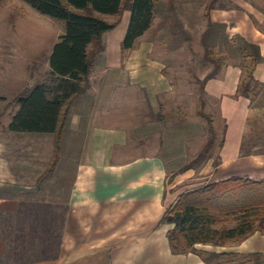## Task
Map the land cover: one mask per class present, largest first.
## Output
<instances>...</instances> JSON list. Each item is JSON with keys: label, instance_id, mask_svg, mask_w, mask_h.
I'll list each match as a JSON object with an SVG mask.
<instances>
[{"label": "crops", "instance_id": "crops-1", "mask_svg": "<svg viewBox=\"0 0 264 264\" xmlns=\"http://www.w3.org/2000/svg\"><path fill=\"white\" fill-rule=\"evenodd\" d=\"M253 13L252 36L241 31L259 49V59L251 62L252 105L249 98L236 96L240 79L232 89L215 78L204 85V92L219 101L227 120L220 163L214 168L210 155L199 174L195 169L176 173L169 183L167 173L177 172L185 161L177 162L181 156L166 135L167 118L161 106L156 110L148 98L150 89L157 99L165 82L161 73L156 75L158 65L148 60L150 50L145 46L124 52L120 42L119 54L125 57L116 64L97 63V59L108 60L116 48L104 46L96 55L92 70L101 72L102 78L97 84L95 72L90 76L88 95L100 106L88 120L69 111L60 159L53 170V134L33 138L49 137L46 160H26L19 157L20 140L33 136L6 129L17 107L6 124L0 122V133L8 136L0 139V264H207L203 257L209 253L221 254L214 257L217 264L235 263L238 258L241 264H262L264 232L238 243L198 244L194 252L174 254L167 238L172 225L162 223L166 210L187 191L186 185L180 191L181 185L204 178L208 183L221 181L232 177L228 174L234 169L237 177L264 180V9L256 7ZM109 70L113 73L106 78ZM139 92L145 93L152 114H141L133 123V113L131 118L118 115L119 111L110 113L116 96L125 94L126 103L139 102ZM155 130L158 142H153ZM40 142L35 146L41 147Z\"/></svg>", "mask_w": 264, "mask_h": 264}, {"label": "rangeland", "instance_id": "rangeland-1", "mask_svg": "<svg viewBox=\"0 0 264 264\" xmlns=\"http://www.w3.org/2000/svg\"><path fill=\"white\" fill-rule=\"evenodd\" d=\"M125 5V10L119 17L118 26L104 35L105 40L102 37L103 45L108 49L116 48V51H113V55H108V60L97 59V63L106 61L109 65L116 64L119 58L125 57L123 52L119 54V43L124 37L130 16L127 3ZM256 7L264 9V0H157L153 25L135 44L137 47L145 46L150 50L148 60L156 61L158 65L155 70L156 75L161 73L163 76L164 90L160 88L158 97L155 99L153 91L148 89V98L153 102L156 110L158 104L161 106L160 112L167 118L164 121L167 122L166 135L169 136L170 143H173L177 153L181 156L180 161H176L182 164L185 161L180 168L197 156L208 136L206 120L196 114L201 103L200 99L205 102L204 111L213 116V126L216 132L214 147L210 153L213 158L212 167L220 163L219 142L223 137V129L227 128V120L223 118L224 114L220 109L219 101L212 99V96L208 97L204 91L202 92L201 83L198 81L214 69L215 63L212 64L213 62L210 61L212 57L208 56L210 50L225 58L224 65L214 77L216 80L225 81L229 89L236 87L238 79L240 83L244 80L246 73L251 69L250 53L252 51L243 42L241 31L246 37L252 36L253 10ZM100 16L110 23L118 19L116 16ZM211 20L214 21L213 26L208 31L209 24H212ZM63 30V23L39 14L24 0H2L0 2V94L4 96V100L0 101V112L4 111L3 120L0 119L1 123L6 124L10 120V116L17 107L15 99L24 88L37 83L53 84L55 82L50 74L48 56L53 44L63 34ZM96 71L91 69L90 76L95 72L97 77L92 78L93 80L95 78L98 84L102 73L99 71L96 73ZM109 73L112 74L113 71H107L106 78ZM89 90L90 88L87 94L80 96L81 98L75 99L70 105L71 109L69 108V111L79 112L84 120L92 117L94 111L96 114L100 106L91 94L88 95ZM143 94L145 93L139 92L137 95L139 102L131 100L128 103H126L125 94L116 96L118 101L111 103V107L114 108L110 109V113L115 115L114 113L119 111L118 115L122 113L128 118L135 114L132 120L133 123H137L140 120L139 115L153 113L150 102ZM119 98L122 101H119ZM143 98L145 101H142ZM102 111L99 114L100 117L104 116V110ZM5 135L8 137L7 133ZM5 135L3 132L0 133V139ZM25 135L33 137H21L19 157L42 163L50 156L47 146L49 137L37 141H33V138L52 137V134L26 133ZM72 137L73 135H70L69 139ZM75 137L79 138V136ZM38 141H41L39 143L41 147L35 146ZM158 141L159 134L155 130L153 142ZM228 156L231 157L230 154ZM176 161L175 164H177ZM206 161L194 168L198 174ZM176 167L175 165L173 168L176 169ZM180 168L176 171L178 172ZM39 169L42 168L39 167ZM177 172L167 173L169 183ZM236 173L234 169L228 176L237 177ZM198 174L195 177L202 178ZM206 181H208L206 178L193 180L181 185L180 191L185 185L186 190H191L210 183ZM195 184L199 185L195 186ZM206 256L209 257V255ZM210 262L217 264L219 260L211 257ZM228 264H241V262L238 258L235 263L229 261Z\"/></svg>", "mask_w": 264, "mask_h": 264}, {"label": "trees", "instance_id": "trees-1", "mask_svg": "<svg viewBox=\"0 0 264 264\" xmlns=\"http://www.w3.org/2000/svg\"><path fill=\"white\" fill-rule=\"evenodd\" d=\"M24 1L39 14L63 23L64 30L48 56L50 74L55 82L37 83L24 88L15 99L17 110L6 129L17 133L53 134L50 164V170H53L60 159L63 127L70 105L91 86L92 62L104 50L103 34L118 26L119 17L127 3L130 16L121 49L124 52L132 50L137 40L152 27L157 0ZM100 15L116 16L118 19L110 23ZM212 26L213 22L209 24L208 31ZM243 42L251 48V61L259 59L258 46L245 39ZM208 56L212 57L210 61L215 66L202 80L199 79L202 92L206 82L216 76L225 60L222 55H216L211 50ZM252 83V69H249L236 91V96L238 93L249 98L250 105L253 99ZM200 100L196 114L206 120L208 136L197 156L180 168L177 174L194 169L207 160L214 147L216 132L213 116L204 111L205 102ZM160 118L164 120L161 115ZM224 134L225 128L220 147L224 144ZM162 223L173 226L168 230L167 238L174 254L194 252L198 244L223 246L241 242L255 232L263 233L264 180L233 176L187 190L179 194L175 203L166 210ZM208 255L203 260L211 264L210 258L221 254ZM253 255L256 258L260 256L258 253Z\"/></svg>", "mask_w": 264, "mask_h": 264}]
</instances>
